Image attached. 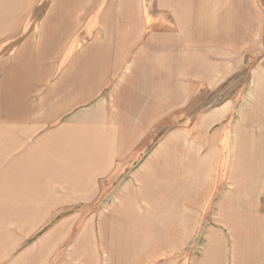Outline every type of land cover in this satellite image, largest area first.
<instances>
[{
	"label": "crops",
	"instance_id": "1",
	"mask_svg": "<svg viewBox=\"0 0 264 264\" xmlns=\"http://www.w3.org/2000/svg\"><path fill=\"white\" fill-rule=\"evenodd\" d=\"M160 7L162 11L170 10L165 11L171 17L169 22L174 26L178 23L181 30L162 34L157 31L159 34L153 36L151 46L138 60L142 70L137 67V74L143 73V82H138L151 91H145L144 96L149 93L156 102H162L163 97L177 104L185 97L178 88L182 78L196 75L211 80L216 71L203 70L205 59L199 56L206 53V43L245 41L251 36L252 18L236 11L248 8L247 0H160ZM148 11L142 0H0V51L9 45V60L0 61V123L9 118L19 132L17 138H12L10 152L2 150L0 164L10 163L14 152H37L53 143H60L58 152L65 151L69 159L79 151L83 162L109 159L116 130L109 122L108 104L124 93L111 95L109 90L130 55L132 36L135 43L144 37V26L153 20ZM162 25H156V29ZM58 71L62 76L52 86L51 74ZM50 103L54 114L48 117ZM157 106H149L143 119L155 116L161 108L160 104ZM75 107L76 114L53 132L59 136L47 141L48 135L35 144L36 130L53 121L61 111ZM213 117L212 114L203 121L210 124L207 137L211 140L203 162L218 150L215 177L206 179L204 167L196 179L189 150L182 155L186 165H192L181 177L187 193L171 195V200L176 198L175 209L166 210L167 204L152 205L149 216H170L174 231L179 234L177 243L180 234L185 238L189 230L191 240L195 236L198 240L197 244L193 241L186 256L171 264H264V113L243 114L239 123L231 125L234 127L227 125L211 136L214 127L222 122L218 114ZM216 138L219 145L211 146ZM175 142L161 151L143 177L144 185L150 183L148 175L152 170L162 168L164 155L175 149ZM73 145L80 150H69ZM203 146L207 150V145ZM42 153L40 150L34 154V159L14 161V169L0 185L8 178H18L20 181L12 186H20L18 192L23 195L21 191L29 190L30 185L23 179L41 176L35 160ZM99 167L102 166L96 168ZM196 181L201 184L197 192ZM2 192H6L3 187L0 195ZM147 192L140 194L142 199L155 203L158 195ZM165 193L170 195L172 190ZM132 203L127 198L123 200L124 208H133ZM33 209L36 213L38 207L33 205ZM5 242L6 238L0 235V250ZM142 255L143 251L124 252L122 262L129 264Z\"/></svg>",
	"mask_w": 264,
	"mask_h": 264
},
{
	"label": "rangeland",
	"instance_id": "2",
	"mask_svg": "<svg viewBox=\"0 0 264 264\" xmlns=\"http://www.w3.org/2000/svg\"><path fill=\"white\" fill-rule=\"evenodd\" d=\"M247 1L248 8H237L236 11L252 18L251 36L243 42L228 39L206 43V55L199 57L205 59L203 70H216L212 79H201L196 75L182 78L178 88L184 91L185 97L172 104L169 98L164 100L162 97V102H156L149 93L144 96L150 89L138 82H143V73L137 74V67L142 70L138 60L151 46L155 34L179 32L181 28L178 23L174 22V26L169 22L171 17L165 11L170 10L162 11L160 0H142L153 20L144 26V37L135 43L136 38L132 36L130 55L109 90L111 95L124 92L117 99H110L108 104L109 122L116 130L114 143L109 146L113 150L110 160L83 162L81 151L75 145L69 150L79 152L69 159L65 151L58 152L60 143H53L40 149L43 153L38 154L35 161L41 176L23 179L24 183L30 184L29 190L21 191L23 195L18 192L20 186H12L20 179H5L0 185V191L2 187L6 191L0 195V235L6 242L0 250V264H123L122 257L127 251L138 254L143 251L140 258L129 264H171L187 255L193 241L194 244L198 242L196 236L191 240L189 230L184 234L185 238L180 234L177 243L179 234L174 231L171 217L149 215L155 204L163 207L167 204L166 210L175 209L176 198L171 200V195L187 193L188 187L181 184V177L192 165L187 166L182 155L189 150L196 179L204 167L206 179L215 177L213 168L218 150L211 152L203 162L211 142L207 137L210 124H204V119L212 114L214 119L218 114L222 120L211 131L213 136L218 129L239 123L243 114L264 113V0ZM161 23L162 27L157 30ZM214 52L220 55H214ZM5 60H9V45L0 51V61ZM61 65L63 67L64 63ZM60 76L61 71L52 72V86ZM139 91L142 94L137 96ZM153 104H160L161 108L157 106L151 119L149 116L148 120L143 119ZM162 104L165 105L162 107ZM76 109L61 111L53 121L48 120L45 126L36 130L35 144L48 135L47 141L59 136L53 132L66 125L68 117L76 114ZM53 114L50 103L48 117ZM15 127L9 118L0 123V155L2 150L10 152L12 138H17L19 133ZM173 140H176L175 149L164 155L163 170L161 167L152 170L148 175L150 183L144 185L146 172ZM212 143L211 146L217 147L219 139ZM40 150L14 152L10 163L3 161L0 164V182L14 169L16 160L34 159L33 155ZM98 166L102 167L96 168ZM200 185L196 181L195 192ZM170 189L172 193L165 195ZM146 191L158 195L155 203L142 199L140 194L144 196ZM124 198L133 201V208H124ZM33 205L38 207L36 213Z\"/></svg>",
	"mask_w": 264,
	"mask_h": 264
}]
</instances>
